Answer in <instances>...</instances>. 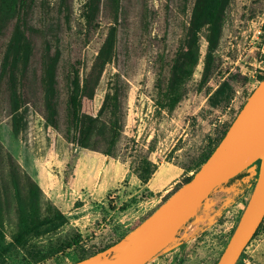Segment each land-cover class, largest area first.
<instances>
[{
	"label": "rangeland",
	"instance_id": "obj_1",
	"mask_svg": "<svg viewBox=\"0 0 264 264\" xmlns=\"http://www.w3.org/2000/svg\"><path fill=\"white\" fill-rule=\"evenodd\" d=\"M88 1L68 0L70 22L62 23L58 41L49 43L48 59L57 53L54 140L51 126L45 122L43 91L37 74L30 84L25 81L39 61V38L32 40L29 35L34 52L23 72L22 95L28 107L26 140L15 139L7 128V92L5 82L0 81V179L5 184L8 182L7 152L37 183L42 201L50 202L68 219L55 233L34 238L24 248L12 252L8 264H70L131 232L194 173L198 156L207 150L210 140L229 127L259 82L258 75L264 71V0H231L213 29L215 52L221 62L220 76L210 79L201 90L196 89L206 47L204 37L199 34L200 58L186 84V94L172 112H167L156 102V67L161 57L169 61L184 40L193 0H185V10L183 0H120L123 12L115 23L109 19L105 0H96L99 13L94 15L89 30L84 17ZM42 2L54 8L57 0L29 3L27 21L32 27L42 28L56 18L51 13L43 20ZM143 10L145 21L141 22ZM111 26L117 28L116 47L102 65L92 106L94 117L104 95L111 93L115 82L119 84L122 130L115 154L107 157L91 149L75 150L65 140L63 76L67 63L73 62L80 78L86 77ZM10 33L9 28L0 37V62L7 47L15 42ZM17 55L16 50L14 57ZM223 79L230 80L232 99L225 105L211 106L210 94ZM150 147L148 157L156 170L142 184L132 167L138 155H144ZM233 183L210 194L197 216L180 230L173 247L147 264H214L250 191H243L217 217L220 206L233 193L234 189L230 188ZM5 226L9 239L13 225L6 220ZM74 234L80 236L75 247L39 257L50 245L61 246ZM235 264H264V230L249 241Z\"/></svg>",
	"mask_w": 264,
	"mask_h": 264
},
{
	"label": "trees",
	"instance_id": "obj_2",
	"mask_svg": "<svg viewBox=\"0 0 264 264\" xmlns=\"http://www.w3.org/2000/svg\"><path fill=\"white\" fill-rule=\"evenodd\" d=\"M33 1L34 0H0V37L4 36L10 28V38L12 39L13 37L15 40L13 45L7 47V54L4 55L0 62V81L5 82V90L7 92L6 103L8 104L9 114L7 128L15 139L21 137L23 140L27 138L26 112L28 110V107L24 104L22 95V81L25 77L23 68L30 63L29 57L30 54H32V44H30L25 37V31H28L31 35L33 34L35 38H39L40 41L38 64L34 72L31 70V74L25 77V81L30 84L34 74H37L40 88L43 91L45 122L54 126L56 129L54 116L56 115L55 106L57 103H54V95L56 94L54 86L57 53L55 52L54 57L49 60L47 51L49 49L50 40L58 41L62 23L68 25L70 22V7L68 0H59L54 9L49 7V4L46 3V5H44L42 2L43 8L47 10V14L50 15L53 13L56 15V18L48 21L42 28H33L28 24L27 19H25L29 3ZM230 1L231 0H206L202 13L199 16V18L203 16V19H198L196 23L191 49L188 52L187 58L180 66L175 67L174 63L184 40L181 41L169 61L163 57L159 59L156 67V102L160 109L172 112L186 94V84L188 80L191 79L200 58L199 34L204 37L206 47L202 55L201 74L195 85L196 89L201 90L206 87L210 79L220 76L221 62L215 52L216 40L213 37V29L216 27L219 18ZM186 2L187 1L182 2L184 10L187 7ZM104 6L111 22H117L118 14L123 12L120 0H105ZM84 17L87 23L85 26L89 30L92 20L88 21L87 15ZM144 21L145 15L143 10L141 22ZM116 33L117 28L114 30V27L111 26L105 38L107 41L105 60H108L109 57L114 54L117 40ZM17 42H19V44ZM15 47L18 51L17 57L12 55ZM13 58L15 59L12 62ZM67 65L68 69L63 76L65 83L64 138L68 144L70 142L76 143L79 148L95 150L102 153L104 156L111 157L115 154L116 145L122 130V119L118 98L119 84L115 82L111 93H106L104 95L96 116L84 117L82 120L80 104L86 77L84 79L80 78L76 63L68 62ZM12 66L13 70L11 69ZM173 69H175L174 76L171 78ZM263 77L264 71L258 75L257 80L260 81ZM206 93L210 92L208 91ZM232 96L233 89L230 80L223 79L211 92L209 97L210 104L214 107L221 104L225 105L230 102ZM241 107L242 105L239 109ZM226 130L227 129H224L216 138L208 142L207 150L202 152L195 161L194 172L214 150ZM151 149L152 147L148 148L144 155H138L132 167L133 172L142 184H146L156 170V166L148 157ZM5 160L8 182L5 184L0 179V264H8L9 255L27 246L32 239L47 234H53L68 223L67 217L61 211L54 208L50 202L42 201L41 191L37 183L22 170L19 164L12 160L7 152L5 154ZM191 176L192 175L187 176L183 180V183L188 181ZM6 220H9L13 225V231L10 232L9 239H7L6 235ZM235 224L232 226L230 234ZM263 230L264 217L251 240ZM79 237L78 234H74L71 236L70 240L64 242L61 246L50 245L45 249L44 254L39 257L42 259L46 254H58L73 248L78 244ZM121 238L103 247L97 248L93 251V254L102 251ZM84 258L85 257H80L79 260Z\"/></svg>",
	"mask_w": 264,
	"mask_h": 264
},
{
	"label": "water",
	"instance_id": "obj_3",
	"mask_svg": "<svg viewBox=\"0 0 264 264\" xmlns=\"http://www.w3.org/2000/svg\"><path fill=\"white\" fill-rule=\"evenodd\" d=\"M205 2L206 0H194L175 67L180 66L187 58L196 23L198 19H203V16H199ZM106 43L105 40L85 78L80 104L82 120L84 117H93V91L106 57ZM174 71L175 69L172 70L171 78ZM51 133L54 140V126ZM233 181L235 185L230 187L234 189L233 193L220 206L217 217L235 203L243 191H250L233 231L214 264H235L264 217V77L246 98L214 150L188 181L180 185L119 241L70 264H147L173 247L180 230L197 216L213 191Z\"/></svg>",
	"mask_w": 264,
	"mask_h": 264
},
{
	"label": "flooded vegetation",
	"instance_id": "obj_4",
	"mask_svg": "<svg viewBox=\"0 0 264 264\" xmlns=\"http://www.w3.org/2000/svg\"><path fill=\"white\" fill-rule=\"evenodd\" d=\"M59 0H57V2H58ZM57 4V3H56ZM55 7V6H54ZM28 9V8H27ZM42 14H43V20H46L45 18V16H48V14H47V10H45L43 7H42ZM54 9V8H53ZM56 9V8H55ZM97 9V10H96ZM99 13V8L97 7V2H96V0H89L88 1V4H87V11H86V15H87V20L88 21H91L92 19H93V17H94V15L95 14H98ZM25 19H27V10H26V16H25ZM34 28V27H33ZM31 36V38H32V40H33V38H35L34 37V35L32 34H30L28 31H25V37L27 38V40L30 42V44H32V50H31V53H33L34 52V48H33V46H34V44H33V42H32V40L30 39V36ZM18 44H19V42H17ZM15 52H16V47H15V49H14V51H13V54L15 55ZM48 52V51H47ZM7 54V52H5V55ZM12 54V55H13ZM31 58H32V54H30V57H29V61L31 60ZM14 61V58H13V60H12V62ZM24 69H25V67L23 68V71H24ZM13 70V69H12ZM22 77H23V74H22ZM81 114V113H80ZM51 126V125H50ZM51 130H52V126H51ZM69 144H71V145H73L74 147H75V150H77L78 149V146L76 145V143H69Z\"/></svg>",
	"mask_w": 264,
	"mask_h": 264
},
{
	"label": "built area",
	"instance_id": "obj_5",
	"mask_svg": "<svg viewBox=\"0 0 264 264\" xmlns=\"http://www.w3.org/2000/svg\"><path fill=\"white\" fill-rule=\"evenodd\" d=\"M257 33L260 34V31H258Z\"/></svg>",
	"mask_w": 264,
	"mask_h": 264
},
{
	"label": "bare ground",
	"instance_id": "obj_6",
	"mask_svg": "<svg viewBox=\"0 0 264 264\" xmlns=\"http://www.w3.org/2000/svg\"><path fill=\"white\" fill-rule=\"evenodd\" d=\"M189 226V225H188Z\"/></svg>",
	"mask_w": 264,
	"mask_h": 264
}]
</instances>
